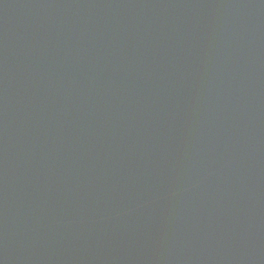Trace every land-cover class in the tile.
Returning <instances> with one entry per match:
<instances>
[{
	"label": "water",
	"instance_id": "obj_1",
	"mask_svg": "<svg viewBox=\"0 0 264 264\" xmlns=\"http://www.w3.org/2000/svg\"><path fill=\"white\" fill-rule=\"evenodd\" d=\"M0 264H264V0H0Z\"/></svg>",
	"mask_w": 264,
	"mask_h": 264
}]
</instances>
